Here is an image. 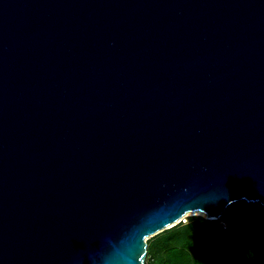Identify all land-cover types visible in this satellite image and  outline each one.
<instances>
[{"label":"water","instance_id":"95a60500","mask_svg":"<svg viewBox=\"0 0 264 264\" xmlns=\"http://www.w3.org/2000/svg\"><path fill=\"white\" fill-rule=\"evenodd\" d=\"M239 201L264 209V0H0V264H144Z\"/></svg>","mask_w":264,"mask_h":264},{"label":"trees","instance_id":"16d2710c","mask_svg":"<svg viewBox=\"0 0 264 264\" xmlns=\"http://www.w3.org/2000/svg\"><path fill=\"white\" fill-rule=\"evenodd\" d=\"M260 218L248 203L231 205L220 218L224 226L191 216L147 242L144 264H264Z\"/></svg>","mask_w":264,"mask_h":264},{"label":"rangeland","instance_id":"374dc122","mask_svg":"<svg viewBox=\"0 0 264 264\" xmlns=\"http://www.w3.org/2000/svg\"><path fill=\"white\" fill-rule=\"evenodd\" d=\"M237 203H247V202H244V201H239V202H236V203H233V204H231V205H234V204H237ZM230 205V206H231ZM248 205H250V206H252V207H254V208H256V209H258V214H259V216H261V220H263L264 219V211H261V210H264L261 206H259V204H251V203H248ZM229 206V207H230ZM228 207V208H229ZM227 208V209H228ZM260 210V211H259ZM184 216V220L182 219H180V220H178L177 222H175V223H173L172 225H170L169 227H166L165 229H168V228H171V227H173V226H176L177 224H179V222H182V223H185L191 216H197V217H204V214L202 213V212H188L187 214H185V215H183ZM205 218V217H204ZM219 220V222L221 223V224H223V226H224V222H223V220L222 219H218ZM165 229H163V230H161V231H159V232H157L156 234H153V235H148L147 237H146V242H148V241H151L155 236H157L158 234H160L161 232H163Z\"/></svg>","mask_w":264,"mask_h":264},{"label":"built area","instance_id":"2783aa9c","mask_svg":"<svg viewBox=\"0 0 264 264\" xmlns=\"http://www.w3.org/2000/svg\"><path fill=\"white\" fill-rule=\"evenodd\" d=\"M182 219L184 220V216H183V217H181V220H182ZM179 220H180V219H179Z\"/></svg>","mask_w":264,"mask_h":264}]
</instances>
